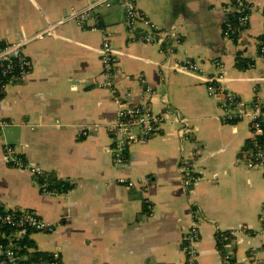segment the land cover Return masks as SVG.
<instances>
[{
	"label": "crops",
	"instance_id": "0c3cea01",
	"mask_svg": "<svg viewBox=\"0 0 264 264\" xmlns=\"http://www.w3.org/2000/svg\"><path fill=\"white\" fill-rule=\"evenodd\" d=\"M93 1L0 0V44ZM246 1L254 5L248 26L226 37L223 26L234 11L228 0H137L152 22L180 35L181 42L169 52L140 40V26L128 28L122 0L98 7L82 25L67 21L53 36L25 46L32 70L0 98V118L11 121L0 136V211H32L55 229H3L4 240L24 259L184 264L183 237L196 209V264H224L225 253L230 264H264V170L247 168L241 159L251 145L249 123L226 122L217 98L208 96L205 87V77L219 60L223 85L238 95L240 105L257 99L264 106V58L258 53L264 0ZM103 31L110 33L113 80L124 101H146L165 115L156 134L126 146L120 163L109 150L107 128L115 122L117 104L109 88L95 83L105 80ZM186 57L203 72L180 68ZM179 114L190 124L187 141L177 134ZM92 123L101 126L97 132L78 135V128ZM4 143L70 187L61 194L42 193L35 176L4 163ZM184 159L202 177L188 186ZM117 177L143 181L126 187L116 183ZM231 228L247 233L223 242L220 231Z\"/></svg>",
	"mask_w": 264,
	"mask_h": 264
},
{
	"label": "built area",
	"instance_id": "2783aa9c",
	"mask_svg": "<svg viewBox=\"0 0 264 264\" xmlns=\"http://www.w3.org/2000/svg\"><path fill=\"white\" fill-rule=\"evenodd\" d=\"M114 1L94 0L84 7L71 8L64 17L40 30L32 34H23L14 42L0 44V98L8 86L21 83L30 74L32 62L24 52V48L29 42L53 36L56 27L67 21L73 20L77 24L82 25L98 7L108 8ZM228 2L234 11L226 19L222 33L226 37H233L240 34L248 26L250 13L254 9V5L246 0H228ZM122 4L128 28H135L136 26L143 28L142 33L139 35L140 40L156 44L161 51L167 52L171 50L172 45L176 46L181 42V37L175 30L157 26L141 12L137 6V0H122ZM92 28L94 29L95 26H92ZM102 33L100 61L105 80L95 83L99 87L109 88L112 98L117 104L115 122L107 128L111 143L109 150L115 162L120 163L123 162L126 146L156 134L165 115L154 112L151 105L146 101L138 103L124 101V96H121L118 85L113 80L116 74V67L110 45V33L108 31H103ZM258 53L260 57L264 58V13L262 14V34ZM178 66L196 73L203 72L199 63L189 57L184 58ZM213 67V71L205 77L207 94L210 97L217 98L226 122L248 121L251 132V145L242 151L241 159L247 168L264 170V106H261L257 99L249 106H241L238 95L223 85L224 67L222 62L219 60L214 61ZM144 92V94H149L150 89L146 88ZM177 122L178 137L182 141H187L190 133L188 119L179 114ZM10 123L11 121L0 118V136L3 129ZM100 127L97 123L86 124L78 128L77 133L79 136L85 137L97 132ZM3 161L10 166L28 171L35 176L42 193L61 194L55 187H48V178L45 176V170L25 160L23 155L12 144L4 143ZM181 167L184 174V185L188 186L201 180V175L190 168L187 160H183ZM115 181L126 187H134L141 183L143 178L117 177ZM260 220L264 227V205L261 209ZM6 228L16 233H21L25 230L52 232L55 229V224L28 210L0 211V264H61L55 256L24 259L11 242L4 240L2 230ZM243 233H247L244 228H231L220 231V238L223 242H229ZM199 241V214L198 210L194 209L192 211V220L183 237L184 264H196ZM223 261L224 264H230L229 254H224Z\"/></svg>",
	"mask_w": 264,
	"mask_h": 264
},
{
	"label": "trees",
	"instance_id": "16d2710c",
	"mask_svg": "<svg viewBox=\"0 0 264 264\" xmlns=\"http://www.w3.org/2000/svg\"><path fill=\"white\" fill-rule=\"evenodd\" d=\"M231 18L233 19V17ZM246 65L249 66L250 64L246 63ZM45 176L48 178V187H55L59 193H62L63 191L67 190V188L70 187V185L67 182H61V181L56 180V178L53 177L52 174L45 173ZM217 243H218V247L220 248L221 243L220 242H217Z\"/></svg>",
	"mask_w": 264,
	"mask_h": 264
}]
</instances>
